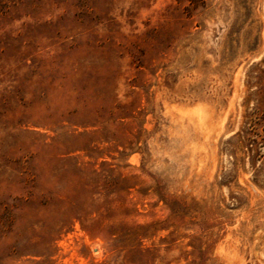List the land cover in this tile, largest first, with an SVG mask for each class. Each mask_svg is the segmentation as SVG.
Instances as JSON below:
<instances>
[{"label": "rangeland", "instance_id": "374dc122", "mask_svg": "<svg viewBox=\"0 0 264 264\" xmlns=\"http://www.w3.org/2000/svg\"><path fill=\"white\" fill-rule=\"evenodd\" d=\"M0 264H264V0H0Z\"/></svg>", "mask_w": 264, "mask_h": 264}]
</instances>
